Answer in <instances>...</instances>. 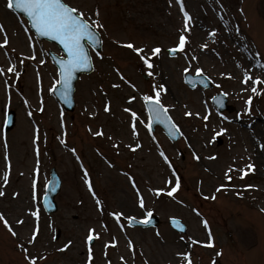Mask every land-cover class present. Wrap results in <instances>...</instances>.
I'll return each mask as SVG.
<instances>
[{
	"label": "rangeland",
	"instance_id": "374dc122",
	"mask_svg": "<svg viewBox=\"0 0 264 264\" xmlns=\"http://www.w3.org/2000/svg\"><path fill=\"white\" fill-rule=\"evenodd\" d=\"M66 2L89 16L98 9L105 25L103 59L91 51L94 71L76 82L75 107L71 112L64 111L50 91L57 77L55 66L47 60V51L57 54L60 51L34 38L36 59H28L32 50L25 32L27 23L7 8L6 0H0V24L10 40L6 49L11 62L21 72L19 78L7 74V83L11 85L10 109L15 111V121L8 132L3 131V109L8 103L9 89L5 77L0 75V190L5 192L0 197V213L17 232V236H12L0 220V264H29L26 256L35 257L36 264H87L89 229L100 234L91 245V264H182V261L186 264L177 253L187 251L191 252L193 264H212L213 260L216 264H264V212L261 211L264 208V148L261 147L264 69L257 67L264 63V0H184L192 16L191 31L184 33L189 40L185 51L175 57H169L166 50L176 46L184 27L176 0L171 4L169 0ZM214 29L213 37L209 33ZM28 32L31 33L29 28ZM126 42L143 48L144 55L155 47L161 48L159 56L151 57L154 75L148 74L140 54L123 46ZM205 44L207 48L202 47ZM21 53L26 54L24 64L19 63ZM193 56L197 59L192 60ZM41 59L46 62L41 64ZM189 61L191 73H196L199 67L212 79L211 89H190L184 84V69L189 67ZM9 63L5 49H0V66L6 70ZM245 70L252 76L247 84L243 83ZM121 75L127 80L121 79ZM256 77L261 78V83L255 85L257 91L253 93ZM161 84L167 89L161 93L162 102L181 129L182 135L176 142H169L161 129L150 133L146 127L142 97L152 94L153 86ZM217 92H227L228 103L234 106L233 112H223L228 120H223L221 112L210 103L211 96ZM133 96L135 100L129 103V97ZM250 96L253 99L248 112L246 101ZM106 104L110 111L104 110ZM125 108H132L144 120V123L137 121L139 136L133 135L132 118ZM29 111L32 116L28 115ZM187 111L193 115L186 116ZM205 115H209L208 121L203 119ZM35 127L40 135L39 157L34 153ZM221 127L227 129L220 136L221 143H207ZM101 130L103 137L94 134ZM137 143L142 146L132 151L129 145ZM161 150L171 163L163 159ZM194 154L200 159L196 160ZM212 155L216 159L208 158ZM37 160L39 175L35 177ZM249 164L255 165V170L241 178L242 170ZM84 165L95 197L85 183L84 171L80 170ZM52 166L61 178V188L55 197L56 213L46 215L40 199ZM229 168L234 169L228 173L231 181L226 176ZM176 176L180 177L181 187L175 198L155 195L153 189L170 188L167 181L171 179L174 185ZM34 178L38 180L36 200ZM133 179L139 193L132 186ZM220 185L226 188L217 192ZM245 185L258 187L245 188ZM237 192L243 195L237 196ZM140 195L146 208L154 210L153 214L161 220L155 229L126 224L128 216L139 220L145 216V210L138 204ZM97 199L101 202L99 206ZM36 209L40 212L38 221L32 215ZM113 211L124 212L120 222L123 228L112 217ZM169 217L180 218L186 232L179 234L172 230L167 224ZM205 219L215 247L202 244L190 247L188 237L199 241L209 239L208 229L202 223ZM18 220H23V224H18ZM37 223L40 230L36 242L28 244ZM113 240L115 245L106 248ZM129 240L134 245V256ZM69 241V247L61 251ZM21 244L28 248L27 253L19 247ZM217 252L222 255L217 256Z\"/></svg>",
	"mask_w": 264,
	"mask_h": 264
},
{
	"label": "snow or ice",
	"instance_id": "6c2138e0",
	"mask_svg": "<svg viewBox=\"0 0 264 264\" xmlns=\"http://www.w3.org/2000/svg\"><path fill=\"white\" fill-rule=\"evenodd\" d=\"M176 2L179 4L180 11L183 15V24L184 27L180 30V35L178 37V43L175 47L169 50V54L172 56L177 55L178 53H183L185 51L186 46L189 43L188 37L184 34L185 32L191 31V22H192V16L189 14V12L185 8L184 0H176ZM172 3V0H169V4ZM6 6L10 10H14L15 12L21 13L27 20L28 26L25 28V32L28 34L29 39V45L32 50V55L30 57H27L28 59L35 60L36 59V45L34 42V37H47L48 39L52 41L58 42V45L61 47L62 55L58 57L57 59V65H58V73L57 78L54 80V85L50 89L52 92H56L59 90L61 98L66 103H71V93H72V82L76 78V73L78 71H86L93 68V57L91 54V50H96V55L103 59V52L100 50L101 45L103 44V38H102V30L105 29V25L103 21L100 19V12L97 9L93 16L87 15L84 11H82L79 7L73 6L66 2V0H6ZM242 11V10H241ZM28 28H31L34 30V35L32 33L28 32ZM237 31L239 29L237 28ZM0 33L3 34V39L0 41V49H5V54L8 56V59L10 61L9 66L5 70L3 66H0V75L5 77V85L6 88L9 89L8 92V103L5 105L3 109V115H4V125L7 126L13 122L12 116L10 114V107H11V95H10V88L11 85L7 83L9 77L7 74H13L16 78H19L21 75V72L17 69V65L14 62H11L12 58L8 54L6 46L9 45L10 40L7 34V30L5 29L3 24H0ZM210 36L216 35V30L214 29L211 33H209ZM127 48L133 49L136 53L140 54V58L143 60L144 64L146 65L149 75H154V73L151 71L153 69L154 65L151 62V57L159 56L161 54V48L155 47L151 50V52L148 55H144V49L138 48L132 43H127ZM202 47L207 48V45H203ZM15 51L14 49L12 50ZM256 56H259V53L255 54ZM20 56L22 57L19 60L20 64H24V54L21 53ZM197 57L193 56L192 60H196ZM46 61L41 59L40 63L44 64ZM257 67L264 69V63H259ZM117 71H119L117 69ZM191 71V61H189V67L184 69L185 73H189ZM202 68H196L195 72L197 75L203 73ZM229 76L231 74H228ZM121 79H125L123 75H121ZM249 80H252L251 74L245 70L244 77H243V83L247 84ZM189 83L195 84V82L191 79L188 80ZM131 83V82H129ZM261 83V78L256 77L253 81L254 86L252 87L251 91L255 93L257 91V87L255 85H258ZM58 86V88H57ZM133 88L136 86L133 84L131 85ZM113 87H119V85H113ZM247 90V89H244ZM167 89L164 85L159 86H153L152 94H144L142 97L143 103L147 110V124L146 127L149 132L152 131V127L154 123L163 124L167 130L169 135H175V132L179 131V126L175 124L173 118L169 114V108L166 106L161 99V93L166 92ZM228 93L223 92L220 97H213V100L216 101V103L222 107L223 106V97H227ZM252 99L253 97H248L246 104L248 105L247 111L251 112V105H252ZM135 100V97H129V103L131 101ZM25 104L28 103L27 100L24 101ZM43 103V98L41 97V104ZM106 112L110 111V107L108 104H106L105 109ZM125 111L129 112L131 115V129L134 136H139V132L137 131V121L139 120L141 123H144V120L139 116V114L136 111H133L132 108H125ZM40 111H43V108L40 109ZM29 116H32V112H28ZM186 116H192L193 113L191 111L185 112ZM197 116H199V113H196ZM210 115V113H209ZM209 115H205L203 119L205 121H208ZM223 120H228L229 117L224 115L223 112L220 113ZM205 129H208L209 125L205 123L204 125ZM91 131V129H89ZM227 132L226 128L221 127L218 131H214L211 138L207 141V143L214 144L217 141V138L220 137L223 133ZM35 137H34V143H36V155L39 157L40 155V149H39V128L37 127L35 129ZM97 136H102L103 131H97L94 133ZM182 135V133H181ZM65 141H62L64 143ZM5 145H7V140L5 138ZM142 145L137 143L135 145H129L132 151H135L136 149L140 148ZM262 148H264V144L261 145ZM72 151L75 153V149L73 148ZM160 155L163 157V159L166 162H169V157L161 150ZM79 159V157H77ZM194 158L196 160L200 159V156L198 154H194ZM209 159H216L215 155H212L208 157ZM10 161H9V169H10ZM255 165L249 164L246 169L242 170L241 178L243 176L247 175L249 171H254ZM234 171L233 168H229L227 170L226 176L229 181L232 180V176L228 175V173ZM39 175V160H37V167L34 169V176L38 177ZM84 177H85V183L90 190L93 197L96 196L95 191L93 190V185L91 178L89 177V174L87 172V169L84 170ZM4 183L6 184L8 182V172L4 174L3 177ZM54 185V181L52 182ZM167 183L171 186L168 189L165 188H156L153 189L156 196H160L161 194H166L168 197L175 198V194L181 187V180L179 176L175 177V183L173 185V181L169 179ZM38 180L34 178L33 180V199L36 200L38 198ZM132 186L133 188L139 193V189L136 186V182L133 179L132 180ZM245 188H254L258 186L253 185H245ZM225 185H220L219 188H217V192H219L221 189H225ZM52 190H55L54 187ZM5 192L0 190V197L4 196ZM18 195V193L14 194ZM237 196H242L243 192H237ZM212 199H215V196L212 197ZM97 205L99 206L101 204L100 200H96ZM138 204L139 208L145 210V216L143 219L137 220L134 216H128L127 220L130 223H141V224H151L152 223V216L153 211L152 209L146 208V202L143 197V195H140L138 198ZM101 211H103V208H100ZM31 211V210H30ZM262 212H264V208L261 209ZM32 215H34L37 218V221L39 220V209H36L32 212ZM112 217L117 221L119 226L121 228L124 227L123 223H120L122 218L125 216L124 212L122 211H113L111 213ZM0 220L3 221L4 225L8 228L9 232H11L12 236H17V232L12 228L11 224H9V221L4 217L3 213H0ZM172 224L178 228L181 231H184L185 226L178 221L176 218H171ZM18 224H23V220H18ZM203 225L206 229H208V221L205 219L202 221ZM39 224L37 223L31 238L27 241L28 244H34L36 242V239L39 234ZM99 233L96 232L95 229H89V234L86 237V242L89 245L88 249V261L87 264H91L92 260V249H91V242L99 238ZM157 235L159 233L157 232ZM208 237L209 239L207 241H199L192 237H188L187 239L190 241V247L192 245L196 244H202L206 247H215L214 239L212 238L211 230L208 229ZM181 239H185L184 236L181 237ZM116 241H109L108 244L105 245L107 248L109 245H115ZM71 244V241L68 242V244L64 245V248L60 249L61 251L67 249L69 245ZM23 249L25 253L28 252V248L24 247L23 244L19 245ZM129 247L132 249L133 256L135 255V249L134 245L131 240H129ZM178 256L183 257L186 260V264H193V261L191 259V252L187 251L184 253H177ZM217 256H221L222 252H217ZM26 259L29 261V264H36V258L31 256H26ZM125 258L122 256L121 260L123 261ZM183 264V261H182ZM212 264H216V261L213 260Z\"/></svg>",
	"mask_w": 264,
	"mask_h": 264
},
{
	"label": "water",
	"instance_id": "95a60500",
	"mask_svg": "<svg viewBox=\"0 0 264 264\" xmlns=\"http://www.w3.org/2000/svg\"><path fill=\"white\" fill-rule=\"evenodd\" d=\"M34 31V30H33ZM40 38H46V39H48L47 37H40ZM50 40V39H49ZM52 41V40H51ZM56 42V41H55ZM58 43V42H57ZM51 56L53 57V59L55 60V62H56V64H57V59H58V57L57 56H55V55H53V54H51ZM58 66V65H57ZM91 69H89V70H86V71H78L77 73H76V77H77V75L80 73V72H89ZM76 79V78H75ZM74 79V80H75ZM189 79H191V80H193L195 83H200L202 86H207V80L205 79V78H203V77H197V76H190V75H187L186 76V80H187V82H188V80ZM74 80H73V82H72V89H73V83H74ZM189 83V82H188ZM191 84V83H190ZM191 85H193V84H191ZM58 88V87H57ZM56 94H57V96L60 98V100H61V102L64 104V106L65 107H67V108H71V104H72V102L71 103H66L62 98H61V96H60V93H59V90H57L56 92H55ZM72 94V93H71ZM218 97H220V96H218ZM70 99H71V96H70ZM215 103H216V101L215 100H213ZM217 104V103H216ZM217 106L219 107V108H222V107H220L218 104H217ZM11 114V113H10ZM11 116H12V114H11ZM11 124H9V125H7L8 127L10 126ZM164 129H165V131H166V133L169 135V133H168V130H167V128L163 125V124H160ZM169 137L171 138V139H174V138H176L177 137V134H176V132H175V135H169ZM55 182L54 183V185H53V183L52 182ZM54 187V189L55 190H52V188ZM58 188H59V179H58V176L56 175V173H55V171L52 169L51 170V178H50V182L48 183V185H47V189H46V194H45V196L43 197V205H44V208H45V210L47 211V212H52V211H55L56 210V205H55V202H54V196H55V194L57 193V191H58ZM152 219V223L151 224H141V223H135V224H141V225H144V226H146V225H157L158 224V220L155 218V217H152L151 218ZM171 221V223H172V220H170ZM179 221V220H178ZM175 227V226H174ZM178 229V228H177ZM179 230V229H178ZM181 231V230H180Z\"/></svg>",
	"mask_w": 264,
	"mask_h": 264
}]
</instances>
